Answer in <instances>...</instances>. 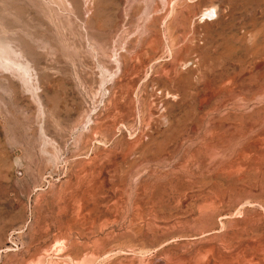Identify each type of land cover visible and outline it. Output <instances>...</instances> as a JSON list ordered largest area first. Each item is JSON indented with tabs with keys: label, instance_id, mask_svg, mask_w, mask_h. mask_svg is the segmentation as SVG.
<instances>
[{
	"label": "rangeland",
	"instance_id": "1",
	"mask_svg": "<svg viewBox=\"0 0 264 264\" xmlns=\"http://www.w3.org/2000/svg\"><path fill=\"white\" fill-rule=\"evenodd\" d=\"M0 264H264V0H0Z\"/></svg>",
	"mask_w": 264,
	"mask_h": 264
},
{
	"label": "bare ground",
	"instance_id": "2",
	"mask_svg": "<svg viewBox=\"0 0 264 264\" xmlns=\"http://www.w3.org/2000/svg\"><path fill=\"white\" fill-rule=\"evenodd\" d=\"M210 11V10H209Z\"/></svg>",
	"mask_w": 264,
	"mask_h": 264
}]
</instances>
